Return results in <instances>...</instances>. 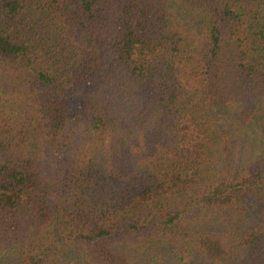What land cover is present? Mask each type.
<instances>
[{
  "label": "trees",
  "instance_id": "trees-1",
  "mask_svg": "<svg viewBox=\"0 0 264 264\" xmlns=\"http://www.w3.org/2000/svg\"><path fill=\"white\" fill-rule=\"evenodd\" d=\"M0 264H264V0H0Z\"/></svg>",
  "mask_w": 264,
  "mask_h": 264
},
{
  "label": "rangeland",
  "instance_id": "rangeland-1",
  "mask_svg": "<svg viewBox=\"0 0 264 264\" xmlns=\"http://www.w3.org/2000/svg\"><path fill=\"white\" fill-rule=\"evenodd\" d=\"M234 155H236V152H235V151H234V152L231 151L230 156H231V157H234Z\"/></svg>",
  "mask_w": 264,
  "mask_h": 264
}]
</instances>
